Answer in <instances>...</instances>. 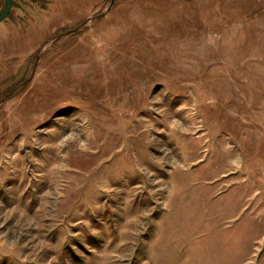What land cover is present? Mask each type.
Instances as JSON below:
<instances>
[{
  "label": "rangeland",
  "instance_id": "obj_1",
  "mask_svg": "<svg viewBox=\"0 0 264 264\" xmlns=\"http://www.w3.org/2000/svg\"><path fill=\"white\" fill-rule=\"evenodd\" d=\"M0 264H264V0H12Z\"/></svg>",
  "mask_w": 264,
  "mask_h": 264
},
{
  "label": "water",
  "instance_id": "obj_2",
  "mask_svg": "<svg viewBox=\"0 0 264 264\" xmlns=\"http://www.w3.org/2000/svg\"><path fill=\"white\" fill-rule=\"evenodd\" d=\"M12 5V0H4L3 8L0 11V22L7 17Z\"/></svg>",
  "mask_w": 264,
  "mask_h": 264
}]
</instances>
